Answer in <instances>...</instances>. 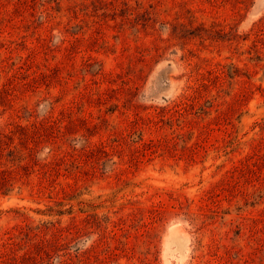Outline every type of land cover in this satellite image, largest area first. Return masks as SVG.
I'll use <instances>...</instances> for the list:
<instances>
[{
	"label": "rangeland",
	"instance_id": "1",
	"mask_svg": "<svg viewBox=\"0 0 264 264\" xmlns=\"http://www.w3.org/2000/svg\"><path fill=\"white\" fill-rule=\"evenodd\" d=\"M0 264H264V0H0Z\"/></svg>",
	"mask_w": 264,
	"mask_h": 264
}]
</instances>
